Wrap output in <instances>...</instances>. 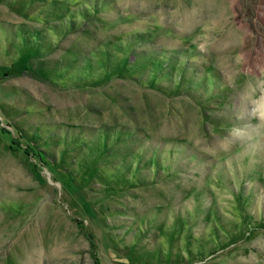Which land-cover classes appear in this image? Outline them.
Here are the masks:
<instances>
[{
    "label": "rangeland",
    "instance_id": "rangeland-1",
    "mask_svg": "<svg viewBox=\"0 0 264 264\" xmlns=\"http://www.w3.org/2000/svg\"><path fill=\"white\" fill-rule=\"evenodd\" d=\"M256 104L264 0H0V264H264Z\"/></svg>",
    "mask_w": 264,
    "mask_h": 264
},
{
    "label": "trees",
    "instance_id": "trees-1",
    "mask_svg": "<svg viewBox=\"0 0 264 264\" xmlns=\"http://www.w3.org/2000/svg\"><path fill=\"white\" fill-rule=\"evenodd\" d=\"M2 131H7L6 128L1 127ZM20 137H22V135H20ZM8 146L10 149L12 150H17L20 154H24V156H30V157H36L39 156L42 158V154H43V150L38 148L36 144H32L30 142H28L27 144L23 145L22 142L20 140H18L16 137L12 138L9 143ZM38 162H40L41 164L43 163V161L39 160ZM38 162H31L30 167L35 168L38 165Z\"/></svg>",
    "mask_w": 264,
    "mask_h": 264
},
{
    "label": "clouds",
    "instance_id": "clouds-1",
    "mask_svg": "<svg viewBox=\"0 0 264 264\" xmlns=\"http://www.w3.org/2000/svg\"><path fill=\"white\" fill-rule=\"evenodd\" d=\"M252 115L257 118H264V105H254L252 107Z\"/></svg>",
    "mask_w": 264,
    "mask_h": 264
}]
</instances>
